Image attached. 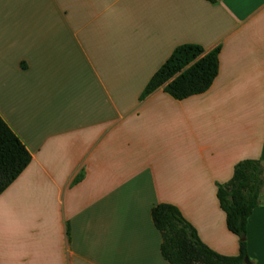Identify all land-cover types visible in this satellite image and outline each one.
I'll return each mask as SVG.
<instances>
[{
  "label": "crops",
  "instance_id": "1",
  "mask_svg": "<svg viewBox=\"0 0 264 264\" xmlns=\"http://www.w3.org/2000/svg\"><path fill=\"white\" fill-rule=\"evenodd\" d=\"M186 43L221 47L209 89L141 98ZM0 115L32 155L0 194V264H170L159 203L237 255L217 189L264 167V0H0ZM247 239L264 264V185Z\"/></svg>",
  "mask_w": 264,
  "mask_h": 264
},
{
  "label": "trees",
  "instance_id": "2",
  "mask_svg": "<svg viewBox=\"0 0 264 264\" xmlns=\"http://www.w3.org/2000/svg\"><path fill=\"white\" fill-rule=\"evenodd\" d=\"M220 50L221 47L216 46L206 51L201 45L193 43L177 46L152 75L141 98L161 86L175 99L205 92L218 75ZM31 160L28 148L0 115V194L17 179ZM263 185L264 167L259 159L239 161L231 179L225 184H218L217 197L226 214L227 227L239 237L237 255L218 253L205 244L176 205H155L152 219L162 234L163 257L170 264H257L249 255L247 225L250 215L259 205Z\"/></svg>",
  "mask_w": 264,
  "mask_h": 264
},
{
  "label": "water",
  "instance_id": "3",
  "mask_svg": "<svg viewBox=\"0 0 264 264\" xmlns=\"http://www.w3.org/2000/svg\"><path fill=\"white\" fill-rule=\"evenodd\" d=\"M246 261H247V263H249V262H250V260H249V259H247Z\"/></svg>",
  "mask_w": 264,
  "mask_h": 264
}]
</instances>
